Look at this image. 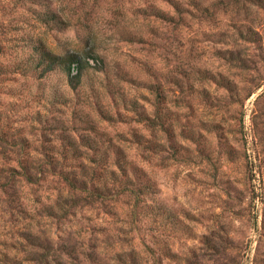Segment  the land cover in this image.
<instances>
[{
  "label": "rangeland",
  "instance_id": "obj_1",
  "mask_svg": "<svg viewBox=\"0 0 264 264\" xmlns=\"http://www.w3.org/2000/svg\"><path fill=\"white\" fill-rule=\"evenodd\" d=\"M50 2L0 0V67L25 35L103 63L0 76V264H264V0Z\"/></svg>",
  "mask_w": 264,
  "mask_h": 264
},
{
  "label": "trees",
  "instance_id": "obj_2",
  "mask_svg": "<svg viewBox=\"0 0 264 264\" xmlns=\"http://www.w3.org/2000/svg\"><path fill=\"white\" fill-rule=\"evenodd\" d=\"M13 5L20 8L24 5V8L29 11L35 18L42 24L48 27L62 28L64 25L63 19L58 13L51 7L50 0H11ZM163 12L154 11V15L163 18ZM10 38H8L9 40ZM21 45L15 52L25 53L20 57L18 61L13 63L1 64L0 76L4 75L5 78L9 73H30L39 79H42L48 74L59 72L63 75L66 84L73 91L76 86L84 81L85 77L89 74V69H101L102 59L95 55L87 54L83 56L78 53L68 52L64 54H57L50 50L43 40L39 38H33L32 36H20ZM17 45V44H16ZM89 59L93 60V64H90ZM90 78V77H89ZM155 92L157 99L154 104L152 114L143 117V121L147 122L151 127H160L163 129V91L161 87L155 84L151 87ZM53 90L52 96L60 104H67L69 96L64 91ZM117 167L124 171V166L121 160H117ZM24 175L28 173L23 172ZM139 189V188H138ZM136 193V192H135ZM139 193V192H138Z\"/></svg>",
  "mask_w": 264,
  "mask_h": 264
}]
</instances>
